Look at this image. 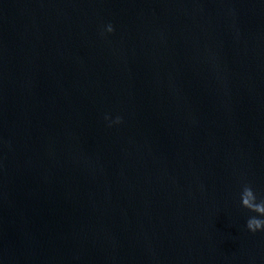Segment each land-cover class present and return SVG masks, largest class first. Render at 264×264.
<instances>
[{"label":"water","instance_id":"1","mask_svg":"<svg viewBox=\"0 0 264 264\" xmlns=\"http://www.w3.org/2000/svg\"><path fill=\"white\" fill-rule=\"evenodd\" d=\"M245 184L264 0H0V264H264Z\"/></svg>","mask_w":264,"mask_h":264},{"label":"clouds","instance_id":"2","mask_svg":"<svg viewBox=\"0 0 264 264\" xmlns=\"http://www.w3.org/2000/svg\"><path fill=\"white\" fill-rule=\"evenodd\" d=\"M107 33L114 31L112 24H107L104 28ZM104 119L109 123V126L119 125L122 123L120 116L112 117L111 115H105ZM240 202L242 207L248 209L257 215L250 216L246 221V228L249 232L255 234L257 232H264V199L257 200V196L254 193L250 185L245 184L240 193Z\"/></svg>","mask_w":264,"mask_h":264}]
</instances>
